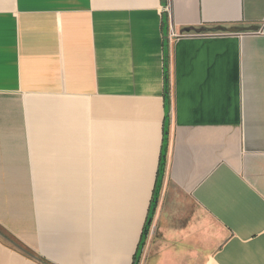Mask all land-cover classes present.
<instances>
[{"label": "crops", "instance_id": "0c3cea01", "mask_svg": "<svg viewBox=\"0 0 264 264\" xmlns=\"http://www.w3.org/2000/svg\"><path fill=\"white\" fill-rule=\"evenodd\" d=\"M0 264H264V0H0Z\"/></svg>", "mask_w": 264, "mask_h": 264}, {"label": "trees", "instance_id": "16d2710c", "mask_svg": "<svg viewBox=\"0 0 264 264\" xmlns=\"http://www.w3.org/2000/svg\"><path fill=\"white\" fill-rule=\"evenodd\" d=\"M165 151H166V143L164 145V151H163V154H162V157L164 159V156H165ZM163 165H164V161L161 163V168L159 170V176H158V180L160 181V178L162 176V172H163ZM157 183H160V182H157Z\"/></svg>", "mask_w": 264, "mask_h": 264}, {"label": "built area", "instance_id": "2783aa9c", "mask_svg": "<svg viewBox=\"0 0 264 264\" xmlns=\"http://www.w3.org/2000/svg\"><path fill=\"white\" fill-rule=\"evenodd\" d=\"M170 34H169V36H170V40H173L174 38H176V37H178L179 35L176 33V31L172 28V26L170 25ZM259 32H261V31H259Z\"/></svg>", "mask_w": 264, "mask_h": 264}, {"label": "water", "instance_id": "95a60500", "mask_svg": "<svg viewBox=\"0 0 264 264\" xmlns=\"http://www.w3.org/2000/svg\"><path fill=\"white\" fill-rule=\"evenodd\" d=\"M164 1H166V0H164ZM168 37V36H167ZM151 222V220L149 221V223Z\"/></svg>", "mask_w": 264, "mask_h": 264}]
</instances>
